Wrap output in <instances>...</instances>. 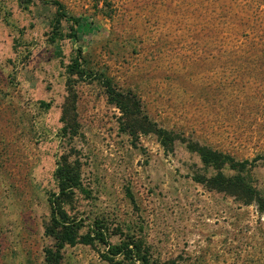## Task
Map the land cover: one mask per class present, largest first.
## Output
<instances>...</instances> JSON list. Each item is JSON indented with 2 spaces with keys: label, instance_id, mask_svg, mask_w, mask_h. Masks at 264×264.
<instances>
[{
  "label": "rangeland",
  "instance_id": "1",
  "mask_svg": "<svg viewBox=\"0 0 264 264\" xmlns=\"http://www.w3.org/2000/svg\"><path fill=\"white\" fill-rule=\"evenodd\" d=\"M58 1L94 30L82 25L72 37L44 0H0V264H43L52 243L43 235L46 198L63 153L80 164L72 213L142 238L160 264H264L257 205L194 181L205 168L184 144L167 152L154 134H127L97 81L74 83L66 132L60 119L64 65L82 48L94 67L134 88L159 125L237 159L264 152V74L213 55L209 0ZM222 1L238 28L246 14L264 12V0ZM255 162L264 192V160ZM62 254L61 264H109L87 245Z\"/></svg>",
  "mask_w": 264,
  "mask_h": 264
},
{
  "label": "trees",
  "instance_id": "2",
  "mask_svg": "<svg viewBox=\"0 0 264 264\" xmlns=\"http://www.w3.org/2000/svg\"><path fill=\"white\" fill-rule=\"evenodd\" d=\"M44 1L55 7L57 23L61 19L70 23L72 37L78 35L82 25L86 30H94L92 21L68 14L60 1ZM209 2L218 42L213 45V55L217 60L223 55H231L232 59L228 60L230 67L232 63L239 62V65H243L242 70L264 74V12L246 14L240 19L243 27L238 28L237 22H233L236 12L228 10L230 3L222 0ZM257 4L261 5L259 2ZM64 74L67 98L60 116L64 132L74 121L69 112L74 105V83L95 80L103 89L107 103L121 113L119 122L127 134L132 137H138L141 133L154 134L167 152L173 151L176 142L184 144L189 152L199 157L205 168V173L193 175L194 181L211 190L232 195L244 204L255 203L264 213V192L253 176V170L257 167L255 161L264 160V152L252 159H237L207 142L188 138L184 130L159 125L146 109L142 96L132 87L117 84L106 69L94 67L82 48H77L64 65ZM55 165L53 178L56 190L47 194L49 214L43 223V235L52 243L43 248V264H61L63 249L78 244L97 248L101 259L109 264H160L152 257L142 238L117 228L114 230L103 219L85 221L75 212L72 213L76 193L82 190L80 164L63 153L57 157ZM115 235H118V241L113 242L111 237Z\"/></svg>",
  "mask_w": 264,
  "mask_h": 264
}]
</instances>
